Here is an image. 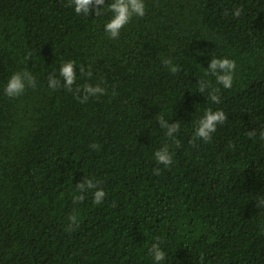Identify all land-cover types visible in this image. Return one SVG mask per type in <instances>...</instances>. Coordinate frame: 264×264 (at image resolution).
<instances>
[{
  "label": "trees",
  "instance_id": "trees-1",
  "mask_svg": "<svg viewBox=\"0 0 264 264\" xmlns=\"http://www.w3.org/2000/svg\"><path fill=\"white\" fill-rule=\"evenodd\" d=\"M145 5L112 39L110 12L0 0V264H156L157 237L166 253L159 264H264V208L255 206L264 199V0ZM169 57L176 74L161 63ZM216 57L236 61L231 89L205 75ZM70 59L73 90L51 89L49 74ZM80 65H91V78ZM25 70L37 86L8 97L9 78ZM199 79L220 89L219 104ZM85 83L107 91L81 103L76 87ZM209 108L228 119L194 146ZM160 115L180 123L170 167L154 157L171 143ZM84 177L100 182L101 204L96 189L73 204ZM74 210L79 227L66 231Z\"/></svg>",
  "mask_w": 264,
  "mask_h": 264
},
{
  "label": "clouds",
  "instance_id": "clouds-1",
  "mask_svg": "<svg viewBox=\"0 0 264 264\" xmlns=\"http://www.w3.org/2000/svg\"><path fill=\"white\" fill-rule=\"evenodd\" d=\"M70 5L74 6L77 15L83 14L88 16L92 13L93 9H95V15L97 17L104 15L106 12H110L112 16L105 24V32L112 39L119 38L122 28L127 25L134 16L144 17L146 15L145 0H111V2L108 3H106V0H70ZM242 11V8H237L232 14L239 17ZM30 56L31 53H29V57ZM161 63L167 67L172 74H176L181 70L180 66L174 64L170 57L162 58ZM236 68L237 64L234 59L216 57L211 59L209 66L205 69V75L215 76L217 84L222 85L225 89H231ZM79 72L81 75H86L91 78V65H89L87 69L84 65H80ZM76 80V62L70 59L61 64L58 76L55 70L49 74L48 86L53 90L62 86L67 91H72ZM36 86V77L31 72L27 70L17 71L9 78L4 91L8 97H18L25 92L26 88H35ZM209 88H211V91L208 92L207 99L214 104H219L221 102L219 95L220 89L213 88L211 83L205 79H199L198 89L200 92L205 93ZM106 91V88L100 84L93 85L91 83H85L76 87L77 98L81 103L86 102L92 96L104 95ZM113 95H115V92H113ZM227 119L228 117L222 109H217L215 111L212 108L207 109L204 116L199 119L195 128L192 139L193 145L195 146L197 140H203L206 143L210 142L213 138L212 134L217 130V126L222 125ZM158 122L160 127L166 130V136L171 143H165L163 147L157 149L154 153V157L157 164L170 167L173 163L174 156V153L171 151V144L174 143L179 145V141L174 134L179 132L180 123H169L163 115L158 117ZM247 135L249 138L255 137L257 135V130L250 129ZM259 135L261 138H264V131H261ZM91 147L97 149L98 145L92 144ZM160 171L161 169L157 167L154 169V174L159 175ZM99 184V181L84 177L76 185V190L79 194L73 196V204L83 202L85 200V193L92 189H96L93 197L94 204H101L105 199L106 192L102 187H99ZM255 206L256 208H264V199L257 200ZM69 221L70 223L66 231H75L80 224L78 213L75 210L69 216ZM149 252L156 264H159V262L165 259L166 253L160 247L159 237L156 238L155 243H152ZM201 261H203V257H201Z\"/></svg>",
  "mask_w": 264,
  "mask_h": 264
}]
</instances>
